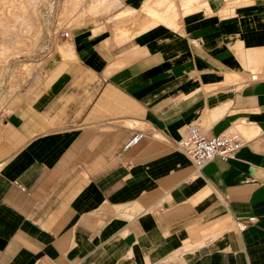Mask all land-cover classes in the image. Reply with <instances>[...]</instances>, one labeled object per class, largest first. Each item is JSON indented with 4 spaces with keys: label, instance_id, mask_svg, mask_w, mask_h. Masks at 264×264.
Masks as SVG:
<instances>
[{
    "label": "crops",
    "instance_id": "1",
    "mask_svg": "<svg viewBox=\"0 0 264 264\" xmlns=\"http://www.w3.org/2000/svg\"><path fill=\"white\" fill-rule=\"evenodd\" d=\"M114 1L0 113V264H264V0ZM190 125L242 144L197 169Z\"/></svg>",
    "mask_w": 264,
    "mask_h": 264
},
{
    "label": "bare ground",
    "instance_id": "2",
    "mask_svg": "<svg viewBox=\"0 0 264 264\" xmlns=\"http://www.w3.org/2000/svg\"><path fill=\"white\" fill-rule=\"evenodd\" d=\"M32 1L35 2L37 0H0V80L3 68L8 59L32 51L42 38V25L39 21L36 8L33 7L34 4L32 5ZM79 1L80 0H65L59 15H61L63 19L67 18L70 12H75L77 9L76 7L79 6ZM230 1L233 2V0H214V2L212 0H180L182 11L185 14L197 11L202 7H206L209 12H213L211 7V2H213L214 5H220L217 11L221 10L222 6H224V9L221 11L224 15H231L233 13V7H231L232 3H230ZM247 1L248 0H246V2ZM114 2V0H95V2H89V6L86 7L85 10H88V12L89 10L90 12L95 11V13L99 11L106 12L116 4ZM236 2L240 3V0H235V3ZM81 12V9L76 11L79 17L78 19L82 18ZM81 20L79 21L81 22ZM55 53L56 57L60 56L59 51H55ZM32 67L33 66L28 63L18 65L12 73V77H10L11 79L9 78L11 83L8 82L9 86L20 80L22 82L25 76L30 73ZM9 88L12 89L11 87Z\"/></svg>",
    "mask_w": 264,
    "mask_h": 264
},
{
    "label": "rangeland",
    "instance_id": "3",
    "mask_svg": "<svg viewBox=\"0 0 264 264\" xmlns=\"http://www.w3.org/2000/svg\"><path fill=\"white\" fill-rule=\"evenodd\" d=\"M64 1L65 0H37L35 2L32 1V5L34 4L33 7L36 8V11L39 16V21L42 25L43 35H42V38L39 40V43L37 44V46L32 51L18 55L16 57L9 58L8 61L5 63V66L2 71V77L0 80V113L8 114L11 111H14L18 107L20 103V101H18L17 99L19 90L31 78L39 74L41 69L44 68L45 65L48 63V61L51 59L53 51H52L51 46L48 44V38H49L50 32H53L51 33L52 34L51 38H53V42L56 43L55 38L57 36V32L60 29L65 28L69 31H76L80 27H85L89 25L93 27V30L95 32L102 31L106 28V26H109L107 24H110L111 22V21H108L111 18L110 14L116 9V7H113L107 10L106 12L99 11L95 13V11L90 12V10L88 12V10H85L86 7L89 6V2H95V0H80L78 2L79 6L76 7L77 9L75 10V12L74 13L70 12V14L67 15L68 17L63 19L61 15L59 14L61 12V8H62ZM244 1L246 2V0H240V3L242 2L244 3ZM230 3H232L231 7L233 8L240 5V3H237V2L235 3V0H233V2L230 1ZM164 4H166V2L162 3L161 5H164ZM158 6L160 5L158 4ZM80 9L82 11L81 13H82L83 19L82 18L78 19L79 18L77 16L78 14H76V11H79ZM79 20H81V22ZM115 20H119L116 15L113 18V21ZM22 63L31 64L33 66L32 70L30 71L29 74L25 76V79H23L22 82L20 80L18 82L13 83V85L9 86V83H10L9 78L12 77L13 75L12 73L18 67V65ZM9 87H11L12 89H10Z\"/></svg>",
    "mask_w": 264,
    "mask_h": 264
},
{
    "label": "built area",
    "instance_id": "4",
    "mask_svg": "<svg viewBox=\"0 0 264 264\" xmlns=\"http://www.w3.org/2000/svg\"><path fill=\"white\" fill-rule=\"evenodd\" d=\"M59 34L62 38L68 39L70 31L64 28ZM142 136L143 134L140 132L135 134L125 144V148L136 144ZM241 144V140L232 132L207 139L202 134L199 125H190L184 128L180 139L177 141V147L189 158L193 166L197 169L202 168L216 157L224 161L232 158ZM255 221V217H248L243 220H237L234 226L238 231H244L254 224Z\"/></svg>",
    "mask_w": 264,
    "mask_h": 264
}]
</instances>
